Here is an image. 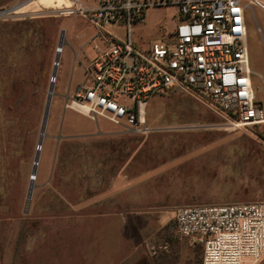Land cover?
Here are the masks:
<instances>
[{
  "label": "rangeland",
  "instance_id": "1",
  "mask_svg": "<svg viewBox=\"0 0 264 264\" xmlns=\"http://www.w3.org/2000/svg\"><path fill=\"white\" fill-rule=\"evenodd\" d=\"M22 5L0 19V264H89L86 224L106 209L86 204L107 191L110 168L121 164L124 241L118 251L93 252V263L103 256L106 264H200L202 246L177 236L174 211L264 201V125L228 130L205 105L174 94L149 99L146 135L101 118L95 124L64 101L69 87L83 81L74 60L81 50L92 53L85 43L93 28L58 15L67 0H0V10ZM172 13L148 10L134 39L142 45L158 39L173 28ZM246 27L252 85L264 111V11H247ZM109 132L116 135L90 138Z\"/></svg>",
  "mask_w": 264,
  "mask_h": 264
},
{
  "label": "built area",
  "instance_id": "2",
  "mask_svg": "<svg viewBox=\"0 0 264 264\" xmlns=\"http://www.w3.org/2000/svg\"><path fill=\"white\" fill-rule=\"evenodd\" d=\"M59 16L79 17L93 28L74 60L83 81L65 107L97 124L101 118L133 135H146L148 101L162 94L202 103L231 131L264 125L256 100L247 45L246 12L264 0H67ZM17 8V7H15ZM0 10V19L15 14ZM151 9H170L175 23L158 39H134ZM180 239L201 244L200 264H255L264 257V201L185 206L174 211Z\"/></svg>",
  "mask_w": 264,
  "mask_h": 264
},
{
  "label": "crops",
  "instance_id": "3",
  "mask_svg": "<svg viewBox=\"0 0 264 264\" xmlns=\"http://www.w3.org/2000/svg\"><path fill=\"white\" fill-rule=\"evenodd\" d=\"M115 133L94 134L90 138L114 137ZM112 175L109 178L107 191L87 201V207L104 208L105 211H98L92 214L90 221L86 224V234L91 235V241L86 245V255L90 260L89 264H106L103 258L93 263V252L118 251L119 245L123 243L127 227L128 217L125 214V205L118 197L125 191L124 171L125 164L110 168ZM185 207V206H184ZM128 215V214H127Z\"/></svg>",
  "mask_w": 264,
  "mask_h": 264
},
{
  "label": "water",
  "instance_id": "4",
  "mask_svg": "<svg viewBox=\"0 0 264 264\" xmlns=\"http://www.w3.org/2000/svg\"><path fill=\"white\" fill-rule=\"evenodd\" d=\"M60 46L61 45L59 44V46H58L59 49H60ZM57 58H58V55H57ZM57 58H56V62H57ZM52 76L53 77L55 76V72H53ZM52 88H53V86H50L48 94H47V102H46L45 109H44L43 121H42L41 129H40L39 140H38V143H37L35 158H34V162H33V168H32V172H31L32 173V178L30 179V187L28 189L27 196H26V206H25V211H24L25 213L27 212V208H28V205H29V202H30V198H31V194H32V183L34 181V176L36 174V167L38 165L39 154H40V150H41V146H42V138L44 136V130H45V126H46V118L48 116L50 100H51V97H52V94H53Z\"/></svg>",
  "mask_w": 264,
  "mask_h": 264
},
{
  "label": "bare ground",
  "instance_id": "5",
  "mask_svg": "<svg viewBox=\"0 0 264 264\" xmlns=\"http://www.w3.org/2000/svg\"><path fill=\"white\" fill-rule=\"evenodd\" d=\"M23 7H25V6L22 5V7H20V8H15V9H14V10H15V13H16V12H21V9H22Z\"/></svg>",
  "mask_w": 264,
  "mask_h": 264
}]
</instances>
